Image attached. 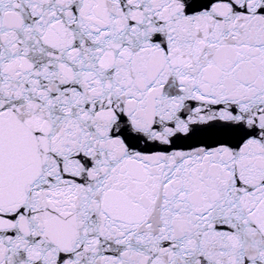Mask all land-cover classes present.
Masks as SVG:
<instances>
[{
  "label": "snow or ice",
  "instance_id": "obj_1",
  "mask_svg": "<svg viewBox=\"0 0 264 264\" xmlns=\"http://www.w3.org/2000/svg\"><path fill=\"white\" fill-rule=\"evenodd\" d=\"M0 264H264V0H0Z\"/></svg>",
  "mask_w": 264,
  "mask_h": 264
}]
</instances>
